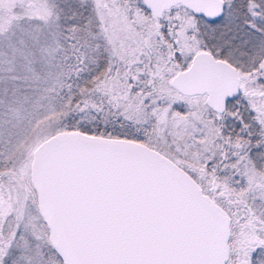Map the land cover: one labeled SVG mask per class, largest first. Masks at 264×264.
Returning a JSON list of instances; mask_svg holds the SVG:
<instances>
[{"label":"snow or ice","instance_id":"snow-or-ice-1","mask_svg":"<svg viewBox=\"0 0 264 264\" xmlns=\"http://www.w3.org/2000/svg\"><path fill=\"white\" fill-rule=\"evenodd\" d=\"M0 264H264V0H0Z\"/></svg>","mask_w":264,"mask_h":264}]
</instances>
